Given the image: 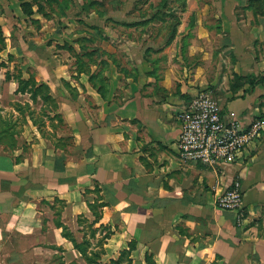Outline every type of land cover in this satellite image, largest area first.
Masks as SVG:
<instances>
[{"label":"crops","instance_id":"obj_1","mask_svg":"<svg viewBox=\"0 0 264 264\" xmlns=\"http://www.w3.org/2000/svg\"><path fill=\"white\" fill-rule=\"evenodd\" d=\"M48 1L0 0V114L20 128L15 148L0 145V264H81L62 228L89 237L98 202L92 226L105 227L91 240L110 232L102 263L131 245L130 264H264V129L231 162H184L176 147L177 113L202 90L225 120L264 121V7L185 0L155 7L148 23L138 11L130 25L125 9L109 22L88 0ZM156 12L175 21L156 23ZM14 67L55 101L40 125L15 107L28 103L36 117L42 103L6 79ZM235 180L239 224L215 206Z\"/></svg>","mask_w":264,"mask_h":264},{"label":"built area","instance_id":"obj_2","mask_svg":"<svg viewBox=\"0 0 264 264\" xmlns=\"http://www.w3.org/2000/svg\"><path fill=\"white\" fill-rule=\"evenodd\" d=\"M179 132L176 147L184 162L216 165L240 157L243 150L261 135L264 121L255 118L246 126L223 118L217 102L204 90L196 96L191 108L177 113ZM243 191L235 180L224 188L215 199V206L232 210L236 223L243 217Z\"/></svg>","mask_w":264,"mask_h":264},{"label":"trees","instance_id":"obj_3","mask_svg":"<svg viewBox=\"0 0 264 264\" xmlns=\"http://www.w3.org/2000/svg\"><path fill=\"white\" fill-rule=\"evenodd\" d=\"M249 4L254 6L256 9L263 11L262 7H264V0H248ZM22 8L26 14H31L32 10L28 8V3L23 2ZM5 47V41H4V35L3 31L0 27V51L4 49ZM6 62L1 59L0 56V69L2 67H6ZM17 73L10 74L9 71L6 72V79L12 77L18 82V87L16 89L17 92H27L29 93L30 98L32 99L33 103H36L38 101V98L41 100L42 106L40 111L38 112V116H34V111L30 109L28 103H15L16 109L22 113L23 117L25 112L30 115L34 123H37L40 125L41 114L46 113V109H53L55 108V101L53 98L50 97V95L47 92L46 85H44L42 82L37 81L34 78V74L30 73V75L27 78L22 77V70L16 68ZM44 105V106H43ZM56 118H58V122L61 121L60 117L56 114ZM19 119V118H18ZM18 119H14L11 115L8 113L2 115L0 114V145L2 146L3 151H10L13 148L17 146V137L16 135H19L20 128L18 126ZM24 118H20L21 121H23ZM38 125V126H39ZM103 205L102 202H98L94 205H91L90 207L93 210L94 213V220L92 223H89L87 226L90 229V234L88 236H84L82 240L77 241L71 234L68 232L65 227L62 228V234L64 237L68 238L74 248H76L81 255V258L84 259L86 264H130L131 258H130V250L132 249L131 245L128 249H124L120 252L119 256L117 258L110 259L107 263L101 262V255L103 253V242L108 238L110 232L107 231L103 236L98 238L96 242L91 240V237L95 236L96 231L100 228L103 229L104 225H99L98 227H93L92 225L99 220L100 218V212L96 210L97 208L101 207ZM95 206V207H94ZM83 218L80 219L82 221ZM83 222V221H82ZM57 225H60L59 222H56ZM93 239V238H92ZM146 261H148L151 264H155L153 260H151L148 256H146ZM60 264H65L64 261L61 260ZM68 264H78L76 261H71Z\"/></svg>","mask_w":264,"mask_h":264},{"label":"rangeland","instance_id":"obj_4","mask_svg":"<svg viewBox=\"0 0 264 264\" xmlns=\"http://www.w3.org/2000/svg\"><path fill=\"white\" fill-rule=\"evenodd\" d=\"M58 0H49L48 2H57ZM67 0H64V2ZM185 2V0H88V4L86 5H92L96 6L100 12L106 13V20L109 22H120L121 19L125 20V16L122 15V9L128 10V23L130 25L136 23L137 19V12L140 11V13L143 14V17L146 18L145 21H149V16L152 15V12L156 8H162L169 5H173L175 3H182ZM187 7L193 8L197 4L193 0H186ZM65 4L62 3V7H64ZM111 13V14H109ZM155 16L157 15V19L155 20L156 23H164L166 22V18L168 19V22L172 23L175 21L176 15H174L171 19H169L167 16H165L163 13H154ZM13 73H17L16 67L13 68ZM86 232H90L89 227L86 228ZM89 234V233H88ZM97 240V239H96ZM94 240V242H96ZM47 259H51L52 262L60 264L61 260L60 257L54 255L48 256ZM81 264H85L84 261L80 260Z\"/></svg>","mask_w":264,"mask_h":264}]
</instances>
